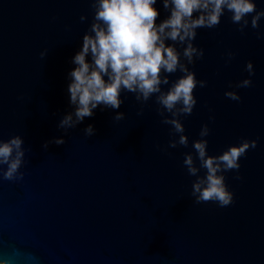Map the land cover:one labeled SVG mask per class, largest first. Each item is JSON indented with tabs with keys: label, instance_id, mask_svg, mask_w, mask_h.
<instances>
[{
	"label": "water",
	"instance_id": "obj_1",
	"mask_svg": "<svg viewBox=\"0 0 264 264\" xmlns=\"http://www.w3.org/2000/svg\"><path fill=\"white\" fill-rule=\"evenodd\" d=\"M255 3L264 10V0ZM154 7L157 24L170 15L161 0ZM92 17L88 0H0V133L21 136L28 150L24 181L0 184V250L21 253L20 264H264V38H257L264 19L241 34L225 10L218 27L197 29L193 43L204 56L188 66L207 86L195 89L192 114L179 117L188 146L167 148L178 135L161 123L155 96L140 116L135 95L122 92L118 110L98 106L66 135L58 127L74 111L69 73ZM229 51L235 58L226 65ZM248 62L252 87L237 89L249 78ZM117 111L124 120H113ZM90 124L95 135L86 138ZM205 124L212 156L241 139L257 141L239 161L242 179L224 173L234 193L228 207L196 204L197 177L183 167ZM54 138L65 142L45 149Z\"/></svg>",
	"mask_w": 264,
	"mask_h": 264
},
{
	"label": "clouds",
	"instance_id": "obj_2",
	"mask_svg": "<svg viewBox=\"0 0 264 264\" xmlns=\"http://www.w3.org/2000/svg\"><path fill=\"white\" fill-rule=\"evenodd\" d=\"M88 2L93 11V22L82 38L81 49L72 59L75 67L69 73L71 82L67 88L74 111L65 115L58 127L66 135L85 118H91L98 106L118 110L123 103L120 99L122 92L135 95L136 101L142 105L137 112L140 116L143 115V105L155 96V103L160 106L157 114L164 117L161 123L170 125L173 133L178 135V139L169 141L167 148L188 146V137L184 135L185 128L179 117L192 114L197 104L195 89L207 86L206 81L196 79L195 72L188 66L204 56V50L193 43L197 29L218 27L225 10L231 13L230 20L239 25L237 31L241 34L249 25L252 29H259L260 21L264 19V10L257 11L255 0H161L170 15L159 24L156 23L159 12L154 7L157 0ZM196 13L198 15L194 16ZM248 16L251 21L246 19ZM85 20V16L80 17L81 22ZM257 38H264V33L258 32ZM166 41L173 43L168 45ZM177 44L184 46L182 53L177 50ZM44 55L45 52L40 53V58ZM181 56L187 63L182 62ZM234 58L235 53L229 51L226 65ZM245 71L249 78L237 83V89L252 87L250 77L255 72L251 62L246 64ZM177 72L180 77L170 83L169 76ZM169 84L167 91H163L161 86ZM225 97L237 102L241 100L236 91L225 92ZM165 112L172 118L164 116ZM124 119L125 114L118 111L113 117L116 122ZM83 131L86 138L95 135L91 124ZM209 135L210 129L205 124L199 132L200 139L192 142L195 158L186 153L183 167L189 176L197 177L191 193L195 203H215L224 208L234 202V193L229 190L224 173L235 172L234 179H242L238 174L239 161L250 149L256 148L257 141L241 139L238 146H229L222 154L212 156L207 151L206 137ZM64 142L63 138H54L43 147L47 149L49 143L59 146ZM167 148L163 151L166 152ZM157 149H160L159 145ZM27 151L21 136L13 135L5 140L0 133V184L24 181L25 173L21 169L26 164ZM200 169L205 170L202 177L199 176ZM21 255L18 251L0 250V264H20ZM34 260V257H26V261Z\"/></svg>",
	"mask_w": 264,
	"mask_h": 264
}]
</instances>
